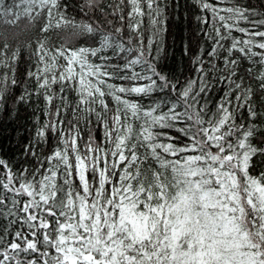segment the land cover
Masks as SVG:
<instances>
[{
	"label": "snow or ice",
	"instance_id": "obj_1",
	"mask_svg": "<svg viewBox=\"0 0 264 264\" xmlns=\"http://www.w3.org/2000/svg\"><path fill=\"white\" fill-rule=\"evenodd\" d=\"M195 2L219 24L207 56L222 58L228 88L214 110L199 102L203 66L181 88L152 58L153 40L145 48L125 38V25L139 33L145 5L160 28L157 0H84L80 22L66 0H0L5 23L25 19L43 34L35 71L20 75L48 109L20 166L0 152V264H264V168L253 174L264 165V11ZM69 28L79 46L50 45L49 33ZM9 47L0 48V114L8 99L33 96L12 94L23 52ZM91 114L103 137L89 134L81 147ZM52 134L56 144L42 151Z\"/></svg>",
	"mask_w": 264,
	"mask_h": 264
},
{
	"label": "trees",
	"instance_id": "obj_2",
	"mask_svg": "<svg viewBox=\"0 0 264 264\" xmlns=\"http://www.w3.org/2000/svg\"><path fill=\"white\" fill-rule=\"evenodd\" d=\"M10 3L11 0H6ZM105 4H115L117 0H102ZM212 2V0H210ZM84 0H66L65 11L68 17L75 19L77 22L87 19L86 12L81 11V5ZM160 9L161 25L159 29L154 28L151 19L147 14V7L145 5V16L142 18V24L138 34L131 33L125 27L127 36H139L142 38L145 48L148 46V41L153 40L151 48L152 58L156 63L160 64L164 72L170 77L173 82H178L182 88L186 81L198 80L202 75L197 71L201 66L204 67V73L208 76V91L203 94L200 99V104L209 108L215 109L220 98L228 88L227 81H221L218 78V73H223L224 65L222 58L220 60L211 59L207 56V52L211 51L214 46V39L216 33L214 26L218 27L219 24L214 20L212 14L203 12L196 4L195 0H157ZM236 3V0H225L220 4L221 7L231 6ZM241 5H252L259 11H264L261 8L260 0H239ZM111 9H109L110 11ZM99 15V13H96ZM90 15V13H89ZM206 19V23L204 20ZM118 26H120L118 24ZM241 26H248L246 22H241ZM233 35L240 36L239 33L234 32ZM43 34L38 31L37 27L28 26L25 19H21L18 24L11 25L4 22L0 18V48L4 43L9 44L8 55L11 56L12 52L20 49L23 52L22 59L17 69V79L20 83L12 89V94L17 98L24 94L25 91L33 92L32 99L22 104L13 103L11 99L7 100V107L9 112L0 114V152L3 153L5 158L12 160L20 166L24 162V156L21 155V149L25 142L32 139L35 129L41 123H47L48 117L42 98H38L34 93L32 85L34 81L28 80L26 76L20 75L26 73L27 70L35 71L36 57L32 55L34 45L38 39H43ZM48 40L50 45H56L67 42L69 46H79L82 40L78 37L72 36V29L60 31L58 33H49ZM31 45L32 47H30ZM133 47H138L137 43L132 44ZM157 48H163L164 52L157 53ZM159 55V59L156 57ZM202 59V64L197 62V58ZM217 65L216 69L212 65ZM137 71L141 68L138 66ZM7 72V69L0 68V73ZM147 75L148 73L145 72ZM12 73H8L9 79ZM119 82V81H117ZM145 83L147 81H141ZM196 90H199V84L196 85ZM165 92L160 93L159 96L152 98H144L141 103L146 106L151 104L152 99L166 98ZM18 109V115H17ZM54 111V109H51ZM68 119H72L69 114ZM91 123H85L83 119L80 121L81 131V147L88 140L89 134L101 138L103 137V125L97 121L96 116L91 114L89 116ZM57 137L52 134L48 143L41 145V150L48 152L56 144ZM28 166H31L30 164ZM264 168L260 165L253 174H258L259 170Z\"/></svg>",
	"mask_w": 264,
	"mask_h": 264
}]
</instances>
